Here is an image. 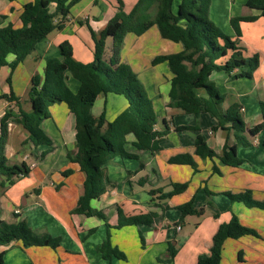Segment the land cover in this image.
I'll return each instance as SVG.
<instances>
[{"label":"trees","instance_id":"trees-1","mask_svg":"<svg viewBox=\"0 0 264 264\" xmlns=\"http://www.w3.org/2000/svg\"><path fill=\"white\" fill-rule=\"evenodd\" d=\"M79 0H29L22 5L20 26L12 23L0 26V68L8 65L13 70L35 49L37 42L54 30L65 26L71 7ZM174 0H137L132 9L126 13L122 0H116V11L98 31L87 27L94 43L93 59L82 62L74 58L73 47L68 40L59 43L58 57H48L42 75L31 76L28 97L30 111L14 110L7 107L0 118V186H8L16 180L26 177L30 167L22 162L9 164L4 155L7 139V122L21 124L27 131V139L35 146L39 144L52 145V140L41 129L40 123L51 117L49 107L55 103H63L74 116V151L67 152V158L76 162L84 174L83 190L78 196L74 214L96 216L106 225L104 239L97 246L102 259H126V255L111 241V229H119L127 225H152L156 212L149 211L133 215H125L117 207V221L111 225L106 221L102 210L91 207L90 202L106 191L109 180L104 165L115 157L137 158L136 154L125 149L126 135L134 136L132 145L136 149L155 152L161 149L160 142L164 140L168 128L157 130V122L152 99L140 84L136 73L130 65L121 58L124 36L127 33L141 35L148 28L155 26L159 34L168 39L179 41L182 48L169 55H161L153 61H166L172 73L168 91V106L181 109L186 114L198 117L208 114L216 121L212 129L220 128L232 131L234 140L231 144L224 143L220 155L211 149L205 136L197 133L194 137V154L201 158L213 159L228 166H238L243 160L238 157V146H248L259 132L264 131V101L259 102L262 121L251 127L244 123L239 105L233 103L227 108L222 107L224 95L209 79L213 71H224L230 78L252 76L259 65L257 54L243 57L235 39L225 33L209 18L210 0H180L176 9ZM245 5L259 10L258 16H264V0H245ZM4 18L0 15V21ZM255 15L235 16L230 24L237 36L240 35L239 21H252ZM111 38V53L104 58L106 39ZM13 55L8 61L7 57ZM70 75L78 81L74 92L69 87L66 78ZM9 80V78H7ZM121 95L126 101L125 107L112 119L107 120L103 110L94 116L91 108L99 94ZM0 98L8 101L17 100L10 92L1 94ZM177 130H197V126L179 125ZM264 144V139L262 141ZM45 151L43 154H45ZM169 163L187 164L195 169V161L189 153H178L168 158ZM143 164L139 165L141 169ZM212 170L219 173L215 163ZM71 169L62 171L69 175ZM137 171H127L128 175ZM146 179L140 181L144 184ZM172 189L163 191L161 187L151 188L148 194L152 200H165L183 192L188 182H172ZM207 194L211 192L205 188ZM233 201L243 202L247 207L264 209V201L252 196L251 191L238 193L226 192ZM193 198L179 204L180 218L187 215L202 214L203 207H196ZM209 203V202H208ZM164 210V205H160ZM217 216V214H215ZM94 228L88 233H92ZM257 235L256 231L243 225L235 214L226 222H221L211 238L208 252L197 255L195 264H221L222 245L227 238H239L244 235ZM142 247L144 241L139 233ZM19 241L23 248L30 246H49L56 249L60 245V237L46 231H33L24 219L15 222L0 220V245ZM175 255V249L169 245L167 256L162 260L169 261ZM239 252V258H241ZM0 253V264H1Z\"/></svg>","mask_w":264,"mask_h":264},{"label":"crops","instance_id":"crops-1","mask_svg":"<svg viewBox=\"0 0 264 264\" xmlns=\"http://www.w3.org/2000/svg\"><path fill=\"white\" fill-rule=\"evenodd\" d=\"M27 1L29 0H0V15L4 16L0 21V26L7 23H12L15 27L20 26L22 5ZM109 1L112 8L107 7V15L104 19L99 20L95 16L91 18L89 14L81 15L80 13L83 10V6H99L100 0H79L71 7L65 26L61 30H54L57 32L56 35L49 37L53 31L50 32L44 37V41L38 43L34 51L13 70H10L8 65H4L0 68V80L2 78V81H0V95L12 92L17 98V100L12 101L0 98V100L2 99L4 102L2 111L0 112V118L5 109L9 106L14 110L21 109L26 112L30 111L31 105L28 97V90L31 83V76L34 74L42 75L46 59L48 57H58L60 55L58 45L61 41L68 40L72 47L74 43L77 44V54L73 47V56L75 59L82 62H88L93 59L94 43L89 29L84 27L81 22L84 21L86 24H89L95 31L102 29L116 11V0ZM136 1L137 0H122L124 11L128 13ZM234 5L237 4H235V1H232L229 6L230 10L226 16L224 15V20L226 19V21L223 26H221L222 22H218L217 20H213V22L236 40L242 55L244 51L248 54H257L260 61L259 65L253 71L250 78H230L224 71H213L209 75V79L224 95L222 107L225 109L233 103L238 104L244 123L247 127H251L262 121L259 102L264 101V16H258L259 10L246 6L245 2L238 3L240 10L236 11V14H234L231 10ZM176 7L177 5L173 8L176 9ZM233 15H255L256 18L252 21H242L238 23L240 35L237 36L230 24V19L235 17ZM63 33L65 35H63ZM70 34L74 37L76 42L66 38V35ZM247 34H250L249 37H247ZM107 40H109V44L107 46L105 44L104 58H108L111 53L112 40L111 38H107L106 43ZM181 48L182 46L179 41L162 37L157 28L152 26L141 35L127 33L124 36L121 51L122 61H129V65L136 73L140 84L146 91L149 90V96L152 99L155 114L157 109L160 111L155 128L159 130L166 126L169 132L166 137L171 134L185 132L176 129L177 126L184 124H181V122L175 124L174 122V117L184 112L179 108L168 106V91L172 73L167 62H154L153 60L161 55L175 53ZM51 51L52 54L50 55L49 53ZM7 59L8 61L12 60L13 55H9ZM20 72H23L21 78ZM7 78H9V80H7ZM73 80L77 81L68 74L66 81L71 89L73 88L72 86H74ZM74 84L77 89L78 84ZM116 98L117 97L111 94L104 95L100 93L91 108L92 114L98 116L104 110L107 120H112L126 105L120 102L118 108H112L111 101L116 100ZM61 104L63 103L52 104L49 107L51 117L44 119L40 123L41 129L52 140L51 146L47 144L35 146L27 139L28 131L21 124L13 121L7 122V139L4 147V155L7 162L9 164H20L25 162L28 166L31 162H34L35 165L30 167V172L26 177L16 180L11 185L0 186V220L15 222L19 219H24L34 231H46L60 238V235L65 233L64 235L70 237V240L73 241L77 248L68 250L70 246L66 244L65 246L64 242H60V245L56 249L49 246H30L23 248L19 241H12L7 245H0V253H2L1 264H58V253L60 256H62L61 253L69 255V251L75 254L83 253L86 258L88 257L87 254L95 260L100 258L101 261L98 262V264L112 263V259L110 261L102 259L100 253L97 251V246L102 239L101 235L96 237V231L88 233L90 229L97 227L91 226L96 221L94 219H88L90 216L70 212L71 209L75 207L78 196L82 193L84 174L80 171L76 162L70 161L67 158V152L75 150L74 116L69 112L65 104ZM202 114H200L199 117H201ZM170 124H172V126ZM211 124L212 122L209 125ZM211 127L212 125L207 130L208 136L204 135L205 140L207 145L213 149L216 154L220 155L225 141L227 140L229 144L233 142V132H228L220 128L212 129ZM195 135L196 134H191L189 139H179L175 145L162 147L155 158L161 157L162 160L160 163L166 164V168L171 169V171L178 167H190V165L187 164H168L165 161L169 156L180 152L194 154ZM260 135H262L264 139V131H261L254 138L250 139L251 143L248 146L237 147V155L243 160L238 166L221 164L217 157L203 160L206 174H209L205 187L211 192L210 196L205 195L204 198L206 202L207 199H209V201L213 200L215 211L217 210L218 214L213 217L212 220L208 221L206 233L204 236H200L196 241L198 246L192 252V257L189 259V261L191 260V262H189L190 264L196 263V258L199 253L208 252L212 235L216 231L217 226L221 222L228 221L231 214H235L243 225L253 228L257 235L250 234L239 238L225 239L222 245L220 263L264 264V209L247 207L243 202L233 201L226 195V192L238 193L243 190H251L252 196L255 199L264 201V144L262 143L263 140L260 143L257 141ZM133 141V134H127L126 144L128 142L132 143ZM131 148L134 149L133 147ZM128 149L132 150L130 148ZM134 150L136 151V149ZM137 150L140 155L143 154L141 150L144 149ZM45 151L47 152L43 154ZM148 154L150 158L153 157L150 153ZM25 156H27L26 160H24ZM57 161L62 162L58 165ZM112 162L113 163H108L103 167L111 181H114L112 178L114 179L117 175H121L122 177L126 176L120 180L122 182V190L118 192L119 189L116 190L113 184L110 185V187L98 198L91 200V207L102 210L106 216V221L111 225L115 224L117 221V207H120L126 215L154 211L157 216L154 218L152 225H127L119 229L138 227V229L143 230L148 228V232H144L148 238V246L151 243L164 240L165 234L163 229L169 227L171 224V222L166 219V214L168 212L164 210L169 207L176 208V206L179 205L177 200L174 201L175 196L173 195L165 200H159L157 198L152 200L150 195L149 197L143 195L141 198L137 195L138 190H141L139 188L143 189V184L141 185L140 181L146 179L143 178L144 176L148 177V175L144 174H146L148 170H153L152 167L154 164L149 162L140 169L139 165L142 163L135 162V159L120 158L118 156L114 158ZM213 163L218 167L219 173L212 170ZM66 169H71L72 172L64 176L62 175V171ZM127 171L137 172L128 175ZM199 176V173H196L198 182ZM152 178L153 175L148 177L154 184V179ZM175 182L184 181L179 180ZM152 188L157 187L154 186ZM185 190L189 192L190 189L187 187ZM199 193L204 194V192L201 191ZM55 197L61 200V202L58 203L59 206L63 205L64 198L69 201L67 208L64 207L66 214L59 212L49 202L48 198L52 199ZM19 199H21V202H19ZM217 199H219V202H216ZM41 203L47 205L48 211L49 207H53L60 216L66 215V220L64 219V221L61 222L56 217L54 219L57 220V222L53 223L42 213ZM161 204L164 205V210L160 206ZM201 205L200 203L197 206L201 207ZM37 210L38 212H36ZM15 211L18 212L16 213ZM70 216H73V218ZM177 219L178 218L172 223L175 232H179L182 229L184 221H186L183 219L178 223L176 222ZM102 223L105 225V222L101 220V223H99L100 226ZM177 226H179V229H177ZM84 235H86V238L88 235L89 236L87 239L85 238L81 241V236ZM180 239L181 237L178 238V240ZM143 250H146V248ZM144 252L145 251H142L140 255H145ZM239 252H241V258H239ZM163 255L161 256L163 257ZM175 255L177 257V254Z\"/></svg>","mask_w":264,"mask_h":264},{"label":"rangeland","instance_id":"rangeland-1","mask_svg":"<svg viewBox=\"0 0 264 264\" xmlns=\"http://www.w3.org/2000/svg\"><path fill=\"white\" fill-rule=\"evenodd\" d=\"M232 1H235V4H237L231 8L232 12L234 14H236V11L240 10V6L238 5V3L245 2V0H210L209 15L211 18L210 17L209 18L212 21L217 20L218 22H222L221 26H223L224 22L226 21V19L224 20V18H225L224 15L226 16L228 11L230 10L229 6H230V3ZM179 2H180V0H174L173 1V7L175 8V6ZM93 6L94 5H88L86 7L85 6H83V7L78 6V7H82V9H83L80 14L81 15H83V14L88 15L89 14L91 16V18H92V16H95L99 20H102L107 15V7L112 8V5H111L109 0H100L99 6H95V7H93ZM233 16H236V15H233ZM240 22H242V21H239V23ZM81 24H83L84 27L88 28L87 24L84 21H82ZM56 34H57V32L53 31L49 35V37H53ZM63 35H65V34L63 33ZM249 35L250 34H247V37H249ZM66 38H68L69 40H72V41L74 40V42H76V40L74 39L73 36H71V34L66 35ZM41 41L43 42L44 38L41 39L39 42H37V44L40 43ZM108 44H109V40H107L106 46ZM73 47H74L75 53L77 54V51H78L77 50V44L74 43ZM49 54L51 55L52 51ZM252 55H254V54H251V53L248 54L246 51H244V53H243V57H251ZM124 62H126V63L128 62V64H130L129 61H124ZM22 75H23V72H20V78L22 77ZM0 81H2V78ZM74 83H76V84H78V83H77V81L73 80L74 86H72L73 88L71 90L75 92L77 89L75 88ZM147 94L149 95V90H147ZM111 95L117 97L116 100L111 101L112 108H118L120 106V102H121V104L122 103L124 105L126 104V101L123 98V96L114 95V94H111ZM3 103L4 102L1 99L0 100V112L2 111ZM61 105H63V104H61ZM159 112L160 111L157 109L156 118L159 116ZM174 122H175V124H178V122H181V124H184V125L189 126V127L197 126L198 129L197 130L189 129V130H186L185 132H182L180 134H171L168 137H166L167 134L169 133L167 131L166 136H165L166 137L165 140H162L159 143L161 149H162V147L175 145L179 139H189L191 134L194 135L197 133H201V134L206 136L207 130L210 128V126L212 125V127H213L216 125V121L213 118H211L208 114H202L201 117H199V116L195 117L192 114L182 113V114H179V115L174 117ZM211 122H212V124L209 125ZM158 124H159V122H158ZM170 125L172 126V124H170ZM216 129H219V128H216ZM262 140H263V136L262 135L258 136V138H257L258 143H260ZM125 145H128V146H125V149L129 153L136 154V156H137V158H130V159H135V162H137V163L140 162L144 166H145V164H147L149 162H152L154 164V166L152 167L153 170H148V172L144 175H148V177L150 175H153L152 179H154L155 185L148 179L147 176H144L143 178H146V182L143 184V189L139 188L141 190H138V192H137V195L139 198L143 197V195H146L149 197L148 190L154 186L161 187L163 189V191H169L172 189V185H171L172 182L183 180V181L188 182L187 187L190 190H189V192H188V190H185L182 193L175 194L174 195L175 200L174 199L173 200L174 201L177 200L178 204H181V203L189 201L191 198H193V200H194L193 204L196 207H198L197 205L201 203L202 204L201 207L204 208V211L200 215H198V214L187 215L181 219L180 218V211L177 208H173V207L166 208L164 210L165 212H168L166 214V219L169 222H171V224L169 225V227H165L163 229L164 234H165V239L159 240L156 243L155 242L151 243L149 246L147 245V239L148 238L146 237V235L144 233V232H146V233L148 232V228H145L143 230L138 229V227H126L124 229H119V230L112 228L113 230L111 229L112 230L111 231L112 232L111 233V241L114 245H117L118 248L125 253L126 259L121 260V259L112 258V263H110V264H190L189 262H191V260L189 261V259L192 257V252L198 246V243H196V241L198 240V238L200 236H204V234L206 233V226L208 225V221L212 220V218L215 217V214H218V211L217 210L215 211V207L213 205L214 202H212L213 200L209 201V199H207V202H206V199L204 198L205 195L210 196V194H207V192L205 190V188H206L205 186H206V183L208 181L209 174H206V168L204 167V162H203V160L208 159V158H201L200 156H197L195 154H191L194 161H195V169L196 170H194V168L191 166L190 167L192 169L189 166H184V167L175 168V170L171 171V169L166 168V166H167L166 164L160 163L162 160L161 157L155 158L156 154L160 150L155 151V152H151L150 150H141V151H143V154L140 155L138 153V150L132 145L131 142H128ZM131 147L136 149V151L134 149H132ZM128 148H130L132 150H129ZM148 153H150L151 156H153V157L150 158ZM180 153H187V152H180ZM168 158L165 161L166 163L176 164V163H169ZM112 161H110L108 163H113ZM57 162H58L57 164L59 165V164H61L62 161L61 162L57 161ZM196 173H199V175H200L199 176V182H198V179L196 177ZM124 177H126V176H124ZM124 177H122L121 175H117L114 179L112 178V180H114V181H111L109 179L113 183V185L115 186L116 190L119 189L118 192H120L122 190V182L120 180H122ZM109 187H110V185H108L106 189H108ZM200 191L204 192V194H202V193L200 194L199 193ZM150 197H151V195H150ZM166 199H168V198H166ZM48 200L59 212L66 214V210L64 209V207L67 208V206L69 204L68 200H66L64 198L62 206L58 205V203H60L61 200H59L56 197L52 198V199L48 198ZM19 202H21V199H19ZM216 202H219V199H217ZM41 205H42V208H41L42 213L46 217H48L53 223L57 222V220L54 219L56 217L61 222L64 221V219L66 220V215L60 216L55 208L49 207V211H48V207L45 203H43V204L41 203ZM41 211H40V213H41ZM36 212H38V210ZM122 212H123V210H122ZM70 217L73 218V216H70ZM176 218H178L176 221L178 223H180L183 219L186 220V221H184V224L182 225V229L179 232H175L174 227L172 225V223L175 222L174 220ZM38 219H40V218H38ZM88 219H94L96 221L91 226H97V227H93L94 228L93 232L96 231L95 232L96 237H99L101 235V237H102V239L100 240V243H101V241L105 237L106 226L103 225V223L100 226L99 223H101L102 219H100L96 216H90V218H88ZM73 223H74V220H73ZM135 226H137V225H135ZM35 232H39V231L37 230ZM139 233H141V235L143 237V241H144L143 247L141 245ZM64 234L60 235L61 236L60 240H62L60 242L61 243L64 242V245L66 244L67 246H70V248H68V250H72L74 248H77V247H75V244L73 243V241L70 240L71 238L68 236H65ZM88 236H87V238H88ZM179 237H181L180 240H178ZM85 238H86V235L81 236V241H83ZM88 241H89V239H88ZM169 245H172L174 247L175 254H177V257H176V255H174L169 261L162 260L165 256H167V251H168ZM145 246H147V247H145ZM144 247L146 248V250H143V249H145ZM142 251H145L144 252L145 255H140L142 253ZM61 254H62V256H60V254L58 253V259H57L58 264H98V262L101 261L100 258H97V260L91 258L90 255L87 253L86 254L89 257V258L87 257L88 259L83 255V253L75 254V253H71L69 251V253H68L69 255L63 254V253H61ZM163 254H165V255H163ZM161 255H163V257ZM141 256H142V258H141Z\"/></svg>","mask_w":264,"mask_h":264},{"label":"built area","instance_id":"built-area-1","mask_svg":"<svg viewBox=\"0 0 264 264\" xmlns=\"http://www.w3.org/2000/svg\"><path fill=\"white\" fill-rule=\"evenodd\" d=\"M27 159V156H25L24 157V160H26ZM35 165V163L34 162H31L30 164H29V167H33ZM16 213L18 212V211H15ZM177 229H179V226H177Z\"/></svg>","mask_w":264,"mask_h":264}]
</instances>
